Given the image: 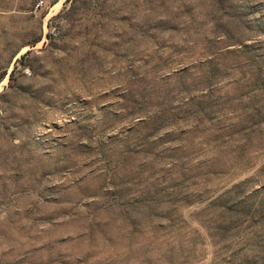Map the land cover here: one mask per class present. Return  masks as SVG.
I'll return each mask as SVG.
<instances>
[{
    "label": "rangeland",
    "instance_id": "1",
    "mask_svg": "<svg viewBox=\"0 0 264 264\" xmlns=\"http://www.w3.org/2000/svg\"><path fill=\"white\" fill-rule=\"evenodd\" d=\"M44 1L0 0V264H264V0Z\"/></svg>",
    "mask_w": 264,
    "mask_h": 264
},
{
    "label": "built area",
    "instance_id": "2",
    "mask_svg": "<svg viewBox=\"0 0 264 264\" xmlns=\"http://www.w3.org/2000/svg\"><path fill=\"white\" fill-rule=\"evenodd\" d=\"M44 0H35L32 10L36 11L37 9H40L44 5Z\"/></svg>",
    "mask_w": 264,
    "mask_h": 264
},
{
    "label": "trees",
    "instance_id": "3",
    "mask_svg": "<svg viewBox=\"0 0 264 264\" xmlns=\"http://www.w3.org/2000/svg\"><path fill=\"white\" fill-rule=\"evenodd\" d=\"M37 39H38V38L32 39V41H29V44H30V45L33 44ZM27 50H28V49H27ZM20 56H22V54H21Z\"/></svg>",
    "mask_w": 264,
    "mask_h": 264
}]
</instances>
